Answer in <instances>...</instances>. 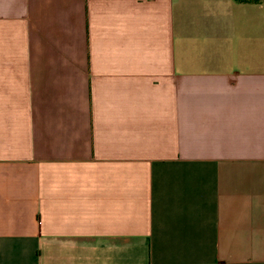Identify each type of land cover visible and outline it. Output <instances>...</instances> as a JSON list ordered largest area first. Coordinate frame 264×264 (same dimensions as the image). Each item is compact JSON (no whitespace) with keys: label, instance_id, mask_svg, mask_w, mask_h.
Listing matches in <instances>:
<instances>
[{"label":"crops","instance_id":"1","mask_svg":"<svg viewBox=\"0 0 264 264\" xmlns=\"http://www.w3.org/2000/svg\"><path fill=\"white\" fill-rule=\"evenodd\" d=\"M0 264H264V4L0 0Z\"/></svg>","mask_w":264,"mask_h":264},{"label":"trees","instance_id":"2","mask_svg":"<svg viewBox=\"0 0 264 264\" xmlns=\"http://www.w3.org/2000/svg\"><path fill=\"white\" fill-rule=\"evenodd\" d=\"M241 3L264 4V0H238Z\"/></svg>","mask_w":264,"mask_h":264}]
</instances>
